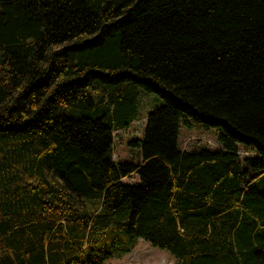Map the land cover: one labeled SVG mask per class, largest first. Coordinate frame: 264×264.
Segmentation results:
<instances>
[{
    "label": "trees",
    "instance_id": "16d2710c",
    "mask_svg": "<svg viewBox=\"0 0 264 264\" xmlns=\"http://www.w3.org/2000/svg\"><path fill=\"white\" fill-rule=\"evenodd\" d=\"M135 88L163 105L142 162L117 163ZM183 117L221 148L183 151ZM137 239L264 264V0H0V264H104Z\"/></svg>",
    "mask_w": 264,
    "mask_h": 264
},
{
    "label": "rangeland",
    "instance_id": "374dc122",
    "mask_svg": "<svg viewBox=\"0 0 264 264\" xmlns=\"http://www.w3.org/2000/svg\"><path fill=\"white\" fill-rule=\"evenodd\" d=\"M126 85V84H125ZM138 95L137 119L128 128L121 130L115 135L113 145L114 160L117 163L140 164L143 160L142 151L134 143L144 137V127L148 115L156 108L163 105V100L154 93L146 92L141 88H135ZM219 128L206 127L196 123L189 117H183L179 134V146L183 151H194L199 149L221 148ZM242 157L253 156L254 153L241 146ZM125 183L134 184L139 182V177L133 175L124 179ZM104 264H177L173 256L165 250L152 246L143 239H137L134 250L123 258H110Z\"/></svg>",
    "mask_w": 264,
    "mask_h": 264
},
{
    "label": "bare ground",
    "instance_id": "6f19581e",
    "mask_svg": "<svg viewBox=\"0 0 264 264\" xmlns=\"http://www.w3.org/2000/svg\"><path fill=\"white\" fill-rule=\"evenodd\" d=\"M123 182H124V180H123Z\"/></svg>",
    "mask_w": 264,
    "mask_h": 264
}]
</instances>
